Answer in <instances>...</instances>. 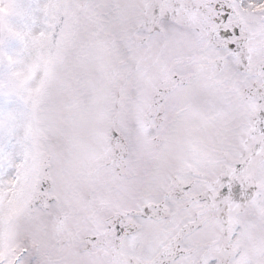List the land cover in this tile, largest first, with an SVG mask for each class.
<instances>
[{
  "label": "snow or ice",
  "instance_id": "1",
  "mask_svg": "<svg viewBox=\"0 0 264 264\" xmlns=\"http://www.w3.org/2000/svg\"><path fill=\"white\" fill-rule=\"evenodd\" d=\"M0 264H264V0H0Z\"/></svg>",
  "mask_w": 264,
  "mask_h": 264
}]
</instances>
